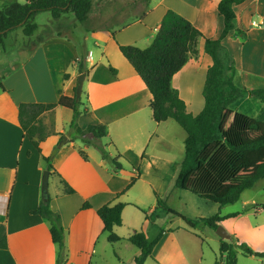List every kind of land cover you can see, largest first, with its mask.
Segmentation results:
<instances>
[{
  "label": "crops",
  "instance_id": "1",
  "mask_svg": "<svg viewBox=\"0 0 264 264\" xmlns=\"http://www.w3.org/2000/svg\"><path fill=\"white\" fill-rule=\"evenodd\" d=\"M118 1L93 0L85 23L65 13L37 23L32 35L13 39L17 53L26 60L0 74V223L6 224L8 239V248L0 249V264H57L59 248L52 239L50 224L32 211L44 201L42 180L49 170L44 156L50 157L63 137L65 142L54 158L50 157L53 168L49 177V192L52 186L54 190L53 196L49 194L50 207L61 215L66 230L63 264H135L141 250L128 238L143 231L152 239L161 230L162 236L144 264H203L204 239L192 228L199 226L211 239V234H217L201 218L223 215L224 206L176 186L179 161L174 144L178 135L173 133L179 128L172 119L154 120L153 96L120 45L148 47L169 9L190 20L206 36L218 37L224 27L218 11L220 0H160L152 9L147 8L146 0H122L120 5ZM158 9V16L150 21ZM235 10L236 28L223 40L234 53L235 79L238 76L245 84L251 81L250 86L263 87L264 0H246ZM254 14L261 17L262 26L252 25ZM204 43L202 39L198 58H192L180 71L188 86L177 85L194 114L205 104L203 90L210 62H200L208 56ZM82 73H86L83 107L87 113L81 115L79 125H106L108 134L99 142L107 145L110 156L118 158L121 167L105 159L92 143L76 138V131L70 127L74 119L70 108H55L56 134L41 143L42 153L21 127V102L57 103L62 96H74ZM184 135L182 132L178 153L185 154ZM133 176L138 178L128 188ZM61 179L76 193H64ZM156 193L195 226L187 228L182 218L171 214L166 216V226H160L154 218L159 205ZM86 202L91 207L83 208ZM119 202L127 205L122 225L115 228L121 240L112 244L98 209ZM144 203L154 221L130 211L131 207L142 208ZM179 220L184 225L178 224Z\"/></svg>",
  "mask_w": 264,
  "mask_h": 264
},
{
  "label": "trees",
  "instance_id": "2",
  "mask_svg": "<svg viewBox=\"0 0 264 264\" xmlns=\"http://www.w3.org/2000/svg\"><path fill=\"white\" fill-rule=\"evenodd\" d=\"M245 1H219L218 11L223 17L224 27L218 37L206 36L190 20L169 9L148 47L120 45L122 53L142 77L153 96L151 108L154 120L163 122L172 119L187 134L184 157L176 164L178 170L176 186L221 206L236 203L245 190L252 188L264 178V86L250 88L236 85V88L227 90L231 82L234 83L236 66L223 40L236 28L235 6ZM92 8L93 0H25L23 3L13 0L0 9V44L4 43L10 32L18 28H21L26 36L32 35L38 29L34 18L40 12L48 11L54 18L73 12L79 22L85 23ZM202 39L205 40L204 51L210 55L212 63L208 67L203 90L204 107L198 114H194L188 110L187 103L173 80L192 58H198ZM80 71L85 70L80 67ZM229 71H232V77L226 76ZM83 93L77 99L75 87L74 96H62L57 103L21 102L19 120L25 136L42 153L41 143L49 135L56 134L55 108L57 106L70 108L74 111L70 127L76 131V137L83 142L92 143L105 159L111 160L116 167H121L118 158L110 156L107 145L99 142L108 134L106 125L90 124L85 128L79 125V118L87 113V108L83 107ZM245 96L255 97L261 102L257 116H249L231 107L232 103ZM80 152L88 159L84 150ZM44 159L51 170L53 165L50 163V157L44 156ZM137 178L132 177L128 188ZM61 183L64 193H76L66 180L61 179ZM156 198L159 205L160 202H164L157 193ZM126 205L119 202L114 205L106 204L98 209V215L104 223V231L111 243L121 240L115 228L122 225ZM89 207H91L89 202L83 204V208ZM166 209L172 216L182 218L189 226L187 228L195 226V223L185 215L169 206H166ZM32 213L48 220L52 239L59 248L57 264H63L67 250L66 230L61 215L51 209L50 200L42 201ZM145 213L147 219L154 221L152 214ZM235 215L236 213L227 216L216 214L201 220L216 230L221 221ZM162 232L163 230L152 239L143 231L135 232L128 238L130 243L141 250L135 264H144L152 255ZM239 246L246 255L264 258V251H255L246 243H240ZM6 248H8L6 224L0 223V249ZM220 252L221 256L214 264H238L234 243L222 239Z\"/></svg>",
  "mask_w": 264,
  "mask_h": 264
},
{
  "label": "rangeland",
  "instance_id": "3",
  "mask_svg": "<svg viewBox=\"0 0 264 264\" xmlns=\"http://www.w3.org/2000/svg\"><path fill=\"white\" fill-rule=\"evenodd\" d=\"M13 0H0V9L5 5L8 4ZM21 3L25 2V0H17ZM160 0H146L147 8L152 9L155 6H157L158 2ZM122 0L118 1V4ZM160 9V8H159ZM157 10L155 14L151 17L150 21L155 19L160 10ZM162 11V9H161ZM71 15H74L73 12H68ZM51 19L52 14L48 11H43L38 13L34 21L36 23L43 24V22H47V19ZM261 17H259L258 14H254L252 20L259 21ZM16 31V32H14ZM14 32V33H12ZM10 36L6 37L4 40V43L0 44V63L2 64V70L0 71V74H5L6 72H9L14 66H18L21 62L26 60V58L21 57L17 50L15 49L14 45V38L21 37L22 39L25 38L23 30L21 28L13 30ZM9 33V34H10ZM226 50L231 54V57L233 59L234 53L230 51V47L228 45H225ZM233 54V55H232ZM207 59V60H206ZM203 61L200 60L201 64L205 65L207 62L212 63V58L208 55L207 58ZM17 64V65H16ZM182 73H178L173 80L174 85L180 84L182 88H185L188 86L189 82L184 77V79L181 78ZM232 71L227 72L228 77H232ZM240 75V74H238ZM236 76V75H235ZM244 79L242 81L241 78L237 76L236 79H234V83L231 82V85L227 87V90H232L233 88H236L237 86H247L252 88L250 86L253 84L251 81H247V84L244 83ZM230 83V82H229ZM261 102L259 99L252 97V96H245L237 100L236 102L231 104V107L239 112H242L244 114H247L249 116H257L259 114L260 108H261ZM192 110H195L193 107ZM173 123L177 125L178 130L175 131L173 134L178 135L176 138L177 141L175 142V151L178 155V161L180 162L183 157L184 153H178L180 151V142H182V136L181 133L183 132L185 135V130L174 120H171ZM71 132V131H70ZM184 135V136H185ZM77 138V137H76ZM51 156V155H50ZM113 165L114 163L111 162ZM178 163V162H177ZM178 175V170L176 168V178ZM54 190L53 186L50 189L49 194L53 196ZM164 202H160V205L157 206V213L154 214L155 221L160 225L165 227L168 219L167 215H170L169 212L166 209L165 199L163 198ZM264 178L259 180L252 188L245 190L240 200H238L236 203L233 204H226L224 205L222 212L224 216L236 213L235 216H229L225 218L223 221L219 223V226L223 227L229 234L230 237L226 238L227 241L234 243L236 246V256L238 259V264H264V258H261L259 256L255 255H246L243 251V249L239 246L240 243H246L251 249L255 251H264ZM143 205L145 207H143ZM142 205V208L137 207H131L130 211H133L140 217L141 219L146 218V213L151 214L148 212V206L147 203H144ZM166 205V206H165ZM185 222H182V220L178 221V224H183ZM195 223V222H194ZM199 223H196V225ZM188 226V225H187ZM199 234L200 237H202L204 240L203 242V248L205 250L204 253V262L203 264H214L216 260H218L221 256L220 247H221V238L217 234H211L214 239L209 237H206L201 232V229L199 226H195V228H192ZM216 232V230H215ZM217 233V232H216ZM114 244V243H112Z\"/></svg>",
  "mask_w": 264,
  "mask_h": 264
},
{
  "label": "water",
  "instance_id": "4",
  "mask_svg": "<svg viewBox=\"0 0 264 264\" xmlns=\"http://www.w3.org/2000/svg\"><path fill=\"white\" fill-rule=\"evenodd\" d=\"M85 79H86V73H82L78 77L77 99H79L83 93V86H84ZM64 142H65V137H63L60 144L54 148V150L50 156L51 158H54V156L56 155L59 148L61 147V145ZM49 177H50V170H46L44 172L43 180H42V196H43L44 200H46V201L50 200V198H49ZM216 232L223 239L230 237V234L221 226H218V228L216 229Z\"/></svg>",
  "mask_w": 264,
  "mask_h": 264
},
{
  "label": "built area",
  "instance_id": "5",
  "mask_svg": "<svg viewBox=\"0 0 264 264\" xmlns=\"http://www.w3.org/2000/svg\"><path fill=\"white\" fill-rule=\"evenodd\" d=\"M252 25L255 27H260L263 25V21H256V20H252Z\"/></svg>",
  "mask_w": 264,
  "mask_h": 264
}]
</instances>
